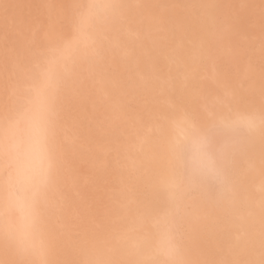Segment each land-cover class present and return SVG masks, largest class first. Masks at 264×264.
I'll return each instance as SVG.
<instances>
[{
  "label": "bare ground",
  "instance_id": "6f19581e",
  "mask_svg": "<svg viewBox=\"0 0 264 264\" xmlns=\"http://www.w3.org/2000/svg\"><path fill=\"white\" fill-rule=\"evenodd\" d=\"M0 264H264V0H0Z\"/></svg>",
  "mask_w": 264,
  "mask_h": 264
}]
</instances>
